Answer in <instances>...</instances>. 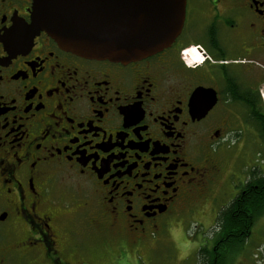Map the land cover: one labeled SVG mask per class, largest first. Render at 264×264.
I'll return each mask as SVG.
<instances>
[{
	"label": "flooded vegetation",
	"instance_id": "1",
	"mask_svg": "<svg viewBox=\"0 0 264 264\" xmlns=\"http://www.w3.org/2000/svg\"><path fill=\"white\" fill-rule=\"evenodd\" d=\"M31 10L0 0V264H130L222 174L232 134L263 131L264 0H186L174 41L129 63L32 34ZM260 169L217 213L235 204L236 227L216 217L198 264H264ZM99 227L112 240L96 249Z\"/></svg>",
	"mask_w": 264,
	"mask_h": 264
},
{
	"label": "water",
	"instance_id": "2",
	"mask_svg": "<svg viewBox=\"0 0 264 264\" xmlns=\"http://www.w3.org/2000/svg\"><path fill=\"white\" fill-rule=\"evenodd\" d=\"M185 3L32 0L30 28L32 34L46 32L62 49L80 57L129 63L153 55L174 41L184 21Z\"/></svg>",
	"mask_w": 264,
	"mask_h": 264
},
{
	"label": "rangeland",
	"instance_id": "3",
	"mask_svg": "<svg viewBox=\"0 0 264 264\" xmlns=\"http://www.w3.org/2000/svg\"><path fill=\"white\" fill-rule=\"evenodd\" d=\"M216 155L223 175L216 176L211 183L207 182L200 194L196 192L198 195L182 204L168 219L164 229L149 235L148 242L142 244L139 253L127 251V262L198 264V244L203 237L213 236L217 231L215 222L219 210L242 185L248 172L254 169L257 174H261L263 171L260 169V166L264 167L263 133L258 129L242 128L240 132L232 134L229 142L220 147ZM226 173H230V176L227 177ZM78 227L83 234L84 224L80 222ZM111 236L106 229L99 227L93 230L88 239L98 249L103 242L111 241ZM231 264H236L235 259H232Z\"/></svg>",
	"mask_w": 264,
	"mask_h": 264
},
{
	"label": "trees",
	"instance_id": "4",
	"mask_svg": "<svg viewBox=\"0 0 264 264\" xmlns=\"http://www.w3.org/2000/svg\"><path fill=\"white\" fill-rule=\"evenodd\" d=\"M261 132L263 133V137H264V129ZM257 183L259 184V186L264 187V177L259 178ZM257 198L261 203H264V201H263L264 196L263 195H260ZM234 206H235V204L232 205L231 207H229V209L226 212H223V213L221 212L217 216V220L221 221L223 223L224 226L222 227V229H224V230L229 231V230H232L236 227L235 217L233 216L235 213Z\"/></svg>",
	"mask_w": 264,
	"mask_h": 264
},
{
	"label": "bare ground",
	"instance_id": "5",
	"mask_svg": "<svg viewBox=\"0 0 264 264\" xmlns=\"http://www.w3.org/2000/svg\"><path fill=\"white\" fill-rule=\"evenodd\" d=\"M192 52H194V55L196 56V53H195V51L193 50ZM191 53V52H190ZM192 54V53H191ZM193 55V54H192ZM194 55H193V57H194ZM197 57H194V60L196 59Z\"/></svg>",
	"mask_w": 264,
	"mask_h": 264
},
{
	"label": "built area",
	"instance_id": "6",
	"mask_svg": "<svg viewBox=\"0 0 264 264\" xmlns=\"http://www.w3.org/2000/svg\"><path fill=\"white\" fill-rule=\"evenodd\" d=\"M263 98H264V96H263Z\"/></svg>",
	"mask_w": 264,
	"mask_h": 264
}]
</instances>
